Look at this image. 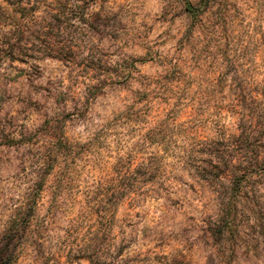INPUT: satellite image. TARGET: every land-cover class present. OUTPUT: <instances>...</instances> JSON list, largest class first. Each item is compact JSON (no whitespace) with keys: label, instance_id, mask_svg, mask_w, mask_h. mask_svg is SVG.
I'll list each match as a JSON object with an SVG mask.
<instances>
[{"label":"rangeland","instance_id":"1","mask_svg":"<svg viewBox=\"0 0 264 264\" xmlns=\"http://www.w3.org/2000/svg\"><path fill=\"white\" fill-rule=\"evenodd\" d=\"M191 1L0 0V264H264V0Z\"/></svg>","mask_w":264,"mask_h":264},{"label":"trees","instance_id":"2","mask_svg":"<svg viewBox=\"0 0 264 264\" xmlns=\"http://www.w3.org/2000/svg\"><path fill=\"white\" fill-rule=\"evenodd\" d=\"M186 1H187V6H186L187 11H189L191 14H194L196 17H198L197 11L195 10V8H193L192 1L191 0H186ZM86 23L89 24L90 22L88 21ZM121 198L122 196H119V199Z\"/></svg>","mask_w":264,"mask_h":264}]
</instances>
